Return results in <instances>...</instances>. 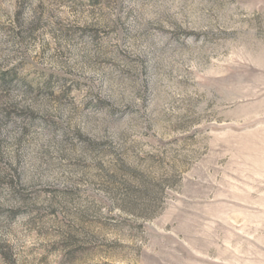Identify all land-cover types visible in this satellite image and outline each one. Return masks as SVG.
<instances>
[{
  "label": "rangeland",
  "instance_id": "374dc122",
  "mask_svg": "<svg viewBox=\"0 0 264 264\" xmlns=\"http://www.w3.org/2000/svg\"><path fill=\"white\" fill-rule=\"evenodd\" d=\"M0 264H264V0H0Z\"/></svg>",
  "mask_w": 264,
  "mask_h": 264
}]
</instances>
